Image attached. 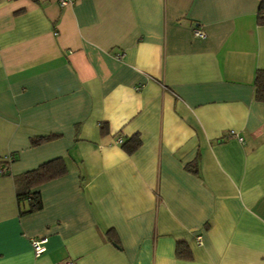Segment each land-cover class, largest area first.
<instances>
[{
  "label": "crops",
  "instance_id": "obj_1",
  "mask_svg": "<svg viewBox=\"0 0 264 264\" xmlns=\"http://www.w3.org/2000/svg\"><path fill=\"white\" fill-rule=\"evenodd\" d=\"M258 6L0 0V264H264ZM58 158L20 215L14 177Z\"/></svg>",
  "mask_w": 264,
  "mask_h": 264
},
{
  "label": "trees",
  "instance_id": "obj_2",
  "mask_svg": "<svg viewBox=\"0 0 264 264\" xmlns=\"http://www.w3.org/2000/svg\"><path fill=\"white\" fill-rule=\"evenodd\" d=\"M259 6L257 11V24L264 26V0H258ZM254 100L264 103V70H258L255 73L254 79ZM101 133H106L105 125L100 126ZM56 135L36 138L31 140L32 146H37L56 139ZM141 145L138 135H134L125 141L121 146L127 154L134 153ZM189 170V169H188ZM68 172L64 159L58 158L41 164L35 170L23 173L14 177L16 200L20 205V215L29 214L39 211L42 208V202L39 192H33V189L57 179ZM28 204L26 210L21 209L23 203ZM107 239L114 242L112 232L107 233ZM175 257L180 260H190L191 253L187 245L183 242H178L175 247Z\"/></svg>",
  "mask_w": 264,
  "mask_h": 264
},
{
  "label": "built area",
  "instance_id": "obj_3",
  "mask_svg": "<svg viewBox=\"0 0 264 264\" xmlns=\"http://www.w3.org/2000/svg\"><path fill=\"white\" fill-rule=\"evenodd\" d=\"M70 3H72V0H60V5L63 6V7L69 5ZM193 35L195 37H197V38H204L205 37V33L200 28H195L193 30ZM231 135H234V134H231ZM117 143L121 144L122 143V139L118 138L117 139ZM197 241H198L199 244H201L199 237H197ZM43 243H44L43 240H33L31 242V245H32L33 252H34L35 256H39V255H41L43 253V251H44V248L42 246ZM62 264H73V262L72 261H65Z\"/></svg>",
  "mask_w": 264,
  "mask_h": 264
}]
</instances>
